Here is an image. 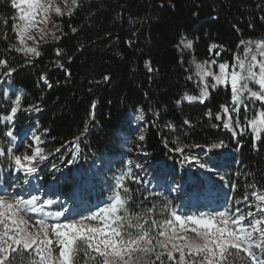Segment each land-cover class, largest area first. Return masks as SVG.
<instances>
[{
    "label": "trees",
    "instance_id": "trees-1",
    "mask_svg": "<svg viewBox=\"0 0 264 264\" xmlns=\"http://www.w3.org/2000/svg\"><path fill=\"white\" fill-rule=\"evenodd\" d=\"M17 17L11 0H0V59L17 69L6 84L21 91L22 108L41 109L22 110L16 122L38 123L46 150L60 148L66 156L71 141L91 125L80 140L81 154L112 152L116 132L137 113L147 125V156L166 167L175 168L178 162L171 156L154 158L171 155L177 143L204 146L185 151L206 149L219 140L232 144L222 126L211 127L220 122L206 115L211 110L214 117L221 105L230 104V89L210 92L204 103L183 99L196 95V83L189 79L194 63L214 59L231 64L246 46L241 41L264 38V0H77L71 14L58 18L60 39L42 43L39 57L10 50L17 43L12 31ZM183 39L191 40L193 48L178 47ZM212 44L222 46L220 55L209 52ZM105 76L110 79L105 81ZM239 150L241 164L232 177L236 197L252 183L264 189V142L258 140L254 147L248 138ZM129 188L130 209L138 212L152 205L139 186Z\"/></svg>",
    "mask_w": 264,
    "mask_h": 264
},
{
    "label": "snow or ice",
    "instance_id": "snow-or-ice-1",
    "mask_svg": "<svg viewBox=\"0 0 264 264\" xmlns=\"http://www.w3.org/2000/svg\"><path fill=\"white\" fill-rule=\"evenodd\" d=\"M11 3L19 15L14 18L18 22L12 25L17 43L12 44L10 50L25 57H39L42 43L60 39L56 32L61 29L53 17L64 16L65 11L71 14L77 0H70V4L69 0H60L59 3L57 0H11ZM241 43L248 44L246 41ZM178 47L192 49L193 42L183 39ZM217 49L222 50V46H209L210 53L220 55ZM55 52L57 57L62 55L58 48ZM258 55L264 57V41L247 47V54L243 58L235 57V63L217 65L214 59L195 63L200 94L185 97L190 102L204 103L209 98L210 88L230 87L231 103L221 105L214 117L211 110L206 115L210 121L214 118L220 122L212 123L211 127L222 126L233 139L250 132L254 147L256 141L264 142V59H257ZM214 66L218 70H214ZM0 69H3L0 85L8 83L17 71L7 59H0ZM41 79L48 83L46 76ZM109 79L104 77L105 81ZM209 79L213 81L211 84ZM250 83L258 87H250ZM3 94L8 96L7 91ZM14 95L10 108L0 116V122L8 126L4 134L11 141L17 138V114L22 110L41 111L35 105L22 108V94ZM253 109L255 114L249 117L248 113ZM242 117L246 123H242ZM137 118L142 120L143 116ZM47 131L44 129L45 133ZM79 139L75 138L76 141ZM139 139L142 141L144 137ZM239 143L237 140L238 146ZM43 144L41 136L33 134L29 143L19 146L24 149L20 154L11 148L7 152L0 148V157H7L16 181L11 185L14 194L0 189V264H264V189L258 188L257 184L247 185L241 198H229L221 209L210 212L189 215L178 211L171 201L160 208L152 204L132 212L128 205L133 196L126 181L136 184L144 181L132 172V162L128 161V169L115 178L109 200L102 206L97 205L95 210L81 212L75 204L70 208L63 203L54 191L42 190V186L32 183L42 178L41 166L47 167L45 162L60 152V148L55 152L48 151ZM191 147L204 146L177 143L170 151L179 153L183 157L182 163L194 164L214 173L216 169L207 161L186 154L185 149ZM224 147V141L219 140L207 146L206 151ZM74 148L78 152L79 145L74 144ZM75 161L76 152H73L67 164ZM52 168L59 171L55 164ZM219 179L223 181L224 176ZM229 187L234 192L237 184L232 182ZM179 188L177 185L173 191ZM148 198L146 195L144 200ZM241 204L246 207L241 208ZM54 205L59 210H46Z\"/></svg>",
    "mask_w": 264,
    "mask_h": 264
},
{
    "label": "rangeland",
    "instance_id": "rangeland-1",
    "mask_svg": "<svg viewBox=\"0 0 264 264\" xmlns=\"http://www.w3.org/2000/svg\"><path fill=\"white\" fill-rule=\"evenodd\" d=\"M57 2L59 3L60 0H57ZM69 4H70V0H69ZM62 9L64 8L63 4H61ZM73 9V6H72ZM65 14H68L67 11H65ZM17 15H19V12L17 10ZM58 18L59 17H53V20L55 23L58 24ZM49 27L51 28V25H49ZM264 41V38L262 39H257L253 42L248 43L246 46H244V49L241 53V58H243L246 54H247V47H251L254 46L255 43ZM29 44L32 43V41H28ZM257 59H264V57H260L259 55L257 56ZM219 63H225V62H217L216 64L218 65ZM235 63V60L234 62ZM193 75H192V79L193 82L196 83V95L194 96H199L200 94V90L197 87V83H198V79L195 76V63L193 64ZM214 70H218L217 68H215L214 66ZM213 81L211 79H209V84H211ZM250 87H258L256 85H253L250 83L249 85ZM219 88H228L230 89V87H225V86H219L215 89H209V95L210 92L217 90ZM2 89H4L2 91ZM4 91L8 92V96L5 97L4 96ZM14 94H22L20 90L13 88L10 84H4V85H0V116H3L6 114V110L10 108L11 106V102L13 99H15V95ZM186 97V96H185ZM183 99V101L186 102H190L187 99ZM208 100V99H207ZM206 100V101H207ZM191 102H199V101H191ZM231 103V101H230ZM256 107H259V105H257ZM255 114V109H253V111L248 113V116L251 117L252 115ZM29 115V114H27ZM26 115V116H27ZM141 116L140 115H131L128 120L125 122L124 127L121 129L120 133L118 134L117 138V153H120L119 156L122 153V156L124 157V165L121 168H114L111 167L110 160H112L109 157H104V156H94L89 162H88V183H87V193H86V206H85V210L87 211L88 209H92L95 210L97 205H103V202L108 201L109 198L111 197L112 194H109L108 196L102 197V198H98L96 201V204H93L94 206L89 207L90 206V202H89V196H95L97 193L95 192V188L99 187L101 188H107V187H114L115 184V178L119 177L121 175L122 172L126 171L129 167L128 165V161H131V170L132 172L139 176L144 183H141V185L145 188H150L151 190L153 189V191L151 192H155V193H162L164 195H167L169 200L171 201L172 205L176 207V209L178 211H180L179 209V205L177 201H175L176 199V195L178 192H180V190L177 191H173V189L177 188V184L175 185V187L173 188V184L172 182L170 183H166L163 184V176H160V174L163 173H168L171 174L170 171L164 170L161 165H154L151 164V160L150 158L147 156L146 150H145V136H146V123L143 121V119H138L137 117ZM242 123H246V121L243 119L242 117ZM8 126L3 123L0 122V148H3L6 152L9 148H11L13 150V152H17V154H20L23 152V148L19 147L20 145H26L27 143L30 142V138L33 134L36 135H40L39 133V127L37 125V123H33V124H29V123H17L15 121V132L17 135V138L15 141H11V139L9 137H7L4 133L7 131ZM224 131L227 132V134L231 137V141L232 144H229V146L226 145V147L222 148L223 149H239L241 142L243 140H247L248 138L252 139V135L250 132H245L243 136H238L236 139H233L232 134L230 132H228L227 130L224 129ZM41 136V135H40ZM140 136H143L144 139L141 141L139 138ZM237 140H239V146L237 145ZM253 140V139H252ZM233 144L237 146V148L233 147ZM139 145V147H137ZM19 147V151H17ZM114 147V143H112V148ZM131 149V151H130ZM221 150V149H220ZM68 151L71 152H75L76 149L71 146L68 148ZM198 151H201V149H197V150H193V151H185L186 154L191 155V156H198V154H196ZM172 152V151H171ZM68 153V152H67ZM69 154V153H68ZM180 155V154H179ZM181 156V155H180ZM138 158V159H137ZM221 158V157H220ZM78 161H75V163L79 162V165L81 166V163L86 162L87 160H89V157L83 156L82 157V161L80 160V157L78 156ZM175 159H177V157H175ZM70 160V157L68 158H63L61 161H65V163L67 164V161ZM218 159H216V164ZM145 162V163H144ZM182 161L179 164V167L181 166ZM184 166H188L187 163H183ZM138 165V166H137ZM193 167L195 166L194 164H190ZM142 167V168H141ZM235 167V166H234ZM233 167V168H234ZM168 168V167H167ZM196 172H200L203 174V177L205 178L206 182L212 186V188L210 189V192H205V191H200V190H195L194 192H191L188 190H186V192L184 193L183 196H188V199L190 201H193L194 207L198 209L199 206H197L196 200H195V196L197 194H199L198 199H200V197L206 196L205 200L208 202H211V199L207 196V195H212L214 196L215 194V189H216V185L215 184V175H208L205 170L203 169H199L198 167L195 168V173ZM162 173V174H163ZM236 170H233L232 173V177L235 176ZM12 174H11V170L9 168V160L7 159V157H0V189H6L8 192L11 189V185H12ZM213 181L215 182H212ZM127 186L129 187V184H134L135 186H139L138 184L132 182V181H127ZM169 185V186H168ZM139 188L142 190V187L139 186ZM197 188V187H196ZM156 190V191H154ZM149 191V190H148ZM150 192V191H149ZM191 192V194H190ZM200 192L203 193L202 195H200ZM112 193V192H111ZM133 195V192L131 193ZM149 194V193H147ZM149 199L151 201L152 204H156L158 208H160L164 203H166L168 201L167 198L165 197H161L159 195H148ZM236 199L241 198L240 196L235 197ZM234 203V201H233ZM222 203H213V207L214 208H218ZM130 205V203H129ZM128 205V207H129ZM196 205V206H195ZM241 208H245L246 206L241 204L239 205ZM223 207V206H222ZM220 207V208H222ZM218 208V209H220ZM48 211H57L59 210L58 206L54 205L52 206L51 209H46ZM130 211L132 212H137L135 210H132L129 208ZM84 211V212H86ZM181 212V211H180ZM195 214V213H194ZM158 218H163V217H158ZM257 254L259 255V252H257Z\"/></svg>",
    "mask_w": 264,
    "mask_h": 264
},
{
    "label": "bare ground",
    "instance_id": "bare-ground-1",
    "mask_svg": "<svg viewBox=\"0 0 264 264\" xmlns=\"http://www.w3.org/2000/svg\"><path fill=\"white\" fill-rule=\"evenodd\" d=\"M145 129H147V128H145ZM145 139H146V136H145ZM145 139H144V141H145ZM232 152H235V151H229L228 153L217 154L215 156H210L209 154L203 152L202 153L203 156H201V157L194 156V157L200 158L202 161H207L210 165H212L216 169V171L214 173H207L208 175H215V182L216 183L212 179V182L217 184L216 185L217 187L214 191L215 194H214V196H212L211 194L207 195L211 199V202H208L205 200L206 196L200 197V199H198L199 194H197L195 196V200H196L195 204L197 206H199L198 209L194 207L193 201H190L188 199V196H183L184 193L186 192V190H188V189L191 192H194L195 190L210 192V189L212 188V186H210L206 182L202 173H200V172L195 173V168H197V166L193 167L190 164H188V166H184V164L181 163V166L179 167L180 162L183 160L182 156H181V160H176L178 163H177V167H175V168L169 164H168V166H167L168 168H167L165 165H163V162H161L159 160H158L159 162H154L151 159L150 160H151V164L161 165V167L164 170L168 169V171L171 172V174H168V173L165 174L163 172H162L163 174L162 173L160 174V176H163L162 182H164L163 184L172 182L173 188L175 187L176 184L180 186V188H179L180 192L177 193L175 201L178 202L177 205H179V209L182 213H186V214L191 215V214H194L197 212H210L213 209H218V208L224 206L225 202L227 201V198L233 193V191H231V189L229 187V185H230L229 174H230L231 168L234 166H237L239 164V156H238L237 152H235L236 155L233 154L229 157L228 156H221V155L232 154ZM122 153L120 156H119L120 153L113 154V155H106L105 154V155H99V156L111 158L112 160H110V163H109L111 165V167L121 168L124 165V157L122 156ZM176 154H179V153H176ZM218 155H220V156L218 158H215ZM96 156H98V155H96ZM164 159H170V157H166ZM216 159H218V161H217L218 164H216ZM176 161H175V163H176ZM219 176H224V180L223 181L220 180ZM109 189H113V188L107 187L104 189L103 188L100 189L99 187H96L95 192L97 194L95 196H89L88 197L89 202L91 203L89 207L93 206V204L95 203V199H96L97 195L101 194L102 192H112V190H109ZM148 190L150 192L153 191V189L151 190L150 188H148L147 191ZM154 191H156V190H154ZM191 192H190V194H191ZM158 193H160V192H158ZM202 194L203 193L200 192V195H202ZM162 195L165 197H168L167 195H164V194H162ZM168 200H169V198H168ZM217 202L222 203V204L218 208H214L213 203H217Z\"/></svg>",
    "mask_w": 264,
    "mask_h": 264
},
{
    "label": "built area",
    "instance_id": "built-area-1",
    "mask_svg": "<svg viewBox=\"0 0 264 264\" xmlns=\"http://www.w3.org/2000/svg\"><path fill=\"white\" fill-rule=\"evenodd\" d=\"M90 126L91 125L87 127V131L84 133V135L79 136V141H76L75 139L71 141V146L74 147V144H78L80 150V140L86 137ZM79 150L78 152L75 151L76 161L79 160ZM73 152L68 151L69 154L67 153V155L70 157V160L73 157ZM171 154L177 155L179 157L178 160H181V156L176 154V152H171ZM162 159L164 160V158ZM61 160L62 158L60 156V152L55 153L54 156H51L49 160L45 162L47 167H44L43 165L41 166L42 171L40 172V177L42 178H37L33 180L32 183L34 185L42 186V190L48 189L54 191L57 196H59L60 200L70 208L73 206V204H75L79 211L85 210L88 183V163L81 166L79 165V162L68 165L65 163V161L62 162ZM53 164L57 166L59 171H56L52 168ZM15 182L16 181L14 179L13 183Z\"/></svg>",
    "mask_w": 264,
    "mask_h": 264
},
{
    "label": "crops",
    "instance_id": "crops-1",
    "mask_svg": "<svg viewBox=\"0 0 264 264\" xmlns=\"http://www.w3.org/2000/svg\"><path fill=\"white\" fill-rule=\"evenodd\" d=\"M186 102V101H185ZM187 103H198V102H187ZM200 103V102H199Z\"/></svg>",
    "mask_w": 264,
    "mask_h": 264
}]
</instances>
